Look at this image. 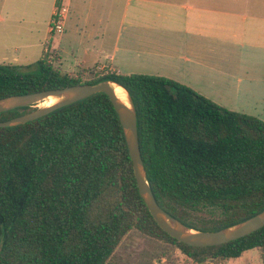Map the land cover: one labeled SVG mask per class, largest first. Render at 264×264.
I'll list each match as a JSON object with an SVG mask.
<instances>
[{"label": "trees", "instance_id": "obj_1", "mask_svg": "<svg viewBox=\"0 0 264 264\" xmlns=\"http://www.w3.org/2000/svg\"><path fill=\"white\" fill-rule=\"evenodd\" d=\"M46 52L25 67L0 62V98L115 82L135 106L146 180L166 212L213 231L264 209V120L163 76L106 72L84 79L82 71L54 65L53 51ZM33 108L1 112L0 121ZM133 231L196 264L236 259L251 249L264 264V226L199 247L157 225L138 193L120 120L104 93L0 127V264H107Z\"/></svg>", "mask_w": 264, "mask_h": 264}, {"label": "crops", "instance_id": "obj_2", "mask_svg": "<svg viewBox=\"0 0 264 264\" xmlns=\"http://www.w3.org/2000/svg\"><path fill=\"white\" fill-rule=\"evenodd\" d=\"M28 1L31 18L39 15L34 3H50L43 46L56 0ZM61 7L63 32L52 44L63 70L163 76L206 98L243 99L233 110L264 120V0H61Z\"/></svg>", "mask_w": 264, "mask_h": 264}, {"label": "water", "instance_id": "obj_3", "mask_svg": "<svg viewBox=\"0 0 264 264\" xmlns=\"http://www.w3.org/2000/svg\"><path fill=\"white\" fill-rule=\"evenodd\" d=\"M114 86L123 88L115 82L101 80L95 84H76L63 88L45 89L31 93L2 97L0 98V113L19 107H33L36 103L48 98H53L55 101L50 105L34 107L33 110L27 113L12 117L5 121H0V127L23 124L93 94L104 93L110 100L120 120L128 154L132 163L138 193L153 220L163 231L184 244L204 247L220 245L239 239L264 226V209L238 223L213 231L191 228L166 212L157 203L146 180V170L141 157L138 141L135 106L124 88L127 102L116 94Z\"/></svg>", "mask_w": 264, "mask_h": 264}, {"label": "rangeland", "instance_id": "obj_4", "mask_svg": "<svg viewBox=\"0 0 264 264\" xmlns=\"http://www.w3.org/2000/svg\"><path fill=\"white\" fill-rule=\"evenodd\" d=\"M49 4V2L44 1L34 3L39 15L36 14L35 18H31L25 12L29 10L33 2H29L28 0H0V62L25 67L33 64L46 51H53L49 57H52L54 60V65H60L58 53L52 44L53 38L59 34L49 32L48 39L44 42L43 46L41 45L47 35ZM85 70L86 72L84 74L82 73L84 69L71 71V73L76 75L82 71L79 73L82 78L92 79L94 76L103 72L94 69ZM49 99L51 98L44 99L36 103L33 107H44L55 101H48ZM208 99L227 109L230 108L229 110L238 107L241 110L242 108L241 104L243 99L234 96H219ZM199 214L208 216L206 212ZM163 256L166 257L164 258ZM159 257L162 259L161 263L165 262L168 258L166 264H196L187 260L179 249H175L163 242L156 241L135 231L130 232L122 239L111 261L107 264H158ZM202 264H262V260L260 251L258 249H251L236 259L219 263L206 261Z\"/></svg>", "mask_w": 264, "mask_h": 264}, {"label": "built area", "instance_id": "obj_5", "mask_svg": "<svg viewBox=\"0 0 264 264\" xmlns=\"http://www.w3.org/2000/svg\"><path fill=\"white\" fill-rule=\"evenodd\" d=\"M66 9L64 7L55 9L49 21V32L60 34L63 32V20ZM46 51V49H45ZM50 56V55H49Z\"/></svg>", "mask_w": 264, "mask_h": 264}, {"label": "bare ground", "instance_id": "obj_6", "mask_svg": "<svg viewBox=\"0 0 264 264\" xmlns=\"http://www.w3.org/2000/svg\"><path fill=\"white\" fill-rule=\"evenodd\" d=\"M115 88V92L118 96H120L125 102H127V99H126V95H125V91L123 88H121L120 86H114ZM50 100H55L53 98L49 99L48 101ZM54 103V102H52Z\"/></svg>", "mask_w": 264, "mask_h": 264}]
</instances>
